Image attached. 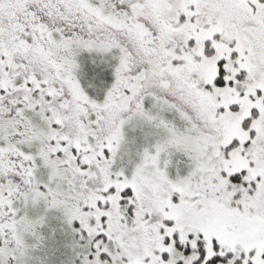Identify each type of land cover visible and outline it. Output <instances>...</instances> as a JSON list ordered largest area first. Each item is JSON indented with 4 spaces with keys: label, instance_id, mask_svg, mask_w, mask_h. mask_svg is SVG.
<instances>
[{
    "label": "snow or ice",
    "instance_id": "1",
    "mask_svg": "<svg viewBox=\"0 0 264 264\" xmlns=\"http://www.w3.org/2000/svg\"><path fill=\"white\" fill-rule=\"evenodd\" d=\"M0 264H264V0H0Z\"/></svg>",
    "mask_w": 264,
    "mask_h": 264
}]
</instances>
